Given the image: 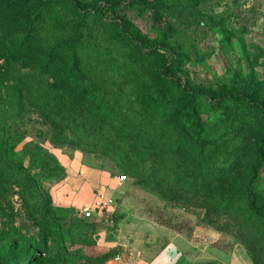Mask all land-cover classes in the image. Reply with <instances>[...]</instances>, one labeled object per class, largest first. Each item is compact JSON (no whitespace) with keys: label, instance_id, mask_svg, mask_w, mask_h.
<instances>
[{"label":"rangeland","instance_id":"1","mask_svg":"<svg viewBox=\"0 0 264 264\" xmlns=\"http://www.w3.org/2000/svg\"><path fill=\"white\" fill-rule=\"evenodd\" d=\"M110 1L0 0V264H264V0ZM84 153L126 176L100 219L53 194Z\"/></svg>","mask_w":264,"mask_h":264},{"label":"crops","instance_id":"2","mask_svg":"<svg viewBox=\"0 0 264 264\" xmlns=\"http://www.w3.org/2000/svg\"><path fill=\"white\" fill-rule=\"evenodd\" d=\"M77 161L69 163L67 179L54 189L57 203L83 211L94 207L101 193L116 199L118 205L120 184L124 179L114 173L115 166L110 160L106 156L84 153ZM116 207L108 211H114Z\"/></svg>","mask_w":264,"mask_h":264},{"label":"trees","instance_id":"3","mask_svg":"<svg viewBox=\"0 0 264 264\" xmlns=\"http://www.w3.org/2000/svg\"><path fill=\"white\" fill-rule=\"evenodd\" d=\"M140 4L149 7L154 10H162L169 8L170 5L166 3L159 2L158 0H136ZM121 6H122V1L121 0H113L110 2H107L104 5H101L99 7H96L95 9H98L99 13L103 16L104 19H107L109 21H112L114 24H117L119 27L122 29H127L126 24L124 23V20L121 15ZM171 6H178L177 4H172ZM153 51H157L163 55V57L172 62L175 63L179 60L180 57L183 56L181 52H178L176 50V47L169 45L168 43L164 42L163 44H159L157 46L152 47ZM72 63H74V66H71L68 69V75L64 76V79L62 81L64 82H70L72 80L71 75L74 74V68L77 65L78 57L75 56L74 54H70ZM172 78L177 81V83L181 86V88L193 99L199 100L201 96L205 97L206 99H209L210 101H225L227 99L231 98H240L241 100L249 103L252 107L256 109H262V106L259 102L255 101L254 99H251L247 94H245L242 91H236V92H226L222 94H216L213 92H202L195 90L188 86L186 82L183 80L182 76L178 73H174L172 75ZM55 84V82L49 83L48 88H52ZM60 87H55L53 90L48 91L46 94L44 101L41 102V105L43 107H46V109L50 112V118L51 121H53V115H54V109L56 108L57 104L61 100V98L64 99L61 100L60 104H67L70 102L68 97H71V93L67 92L66 95L63 94H57L59 93ZM32 99H34L32 97ZM46 105V106H45ZM44 109V108H43ZM71 122V121H70ZM68 122V123H70ZM255 169V168H254ZM256 176H258V173H255ZM249 199V204L253 205L254 200L252 198Z\"/></svg>","mask_w":264,"mask_h":264},{"label":"built area","instance_id":"4","mask_svg":"<svg viewBox=\"0 0 264 264\" xmlns=\"http://www.w3.org/2000/svg\"><path fill=\"white\" fill-rule=\"evenodd\" d=\"M125 175L121 176V179H125ZM117 206V200L112 197H105V195L99 193V200L96 205L89 209H84L82 213L86 217H97L98 219L102 218L105 215V211H108L110 208ZM118 256L116 259H119Z\"/></svg>","mask_w":264,"mask_h":264}]
</instances>
